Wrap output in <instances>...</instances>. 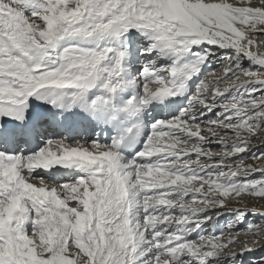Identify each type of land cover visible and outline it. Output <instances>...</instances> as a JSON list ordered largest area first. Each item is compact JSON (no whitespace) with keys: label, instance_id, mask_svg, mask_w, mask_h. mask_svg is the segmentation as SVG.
I'll return each instance as SVG.
<instances>
[{"label":"snow or ice","instance_id":"1","mask_svg":"<svg viewBox=\"0 0 264 264\" xmlns=\"http://www.w3.org/2000/svg\"><path fill=\"white\" fill-rule=\"evenodd\" d=\"M262 49L264 0H0V264H264Z\"/></svg>","mask_w":264,"mask_h":264},{"label":"bare ground","instance_id":"2","mask_svg":"<svg viewBox=\"0 0 264 264\" xmlns=\"http://www.w3.org/2000/svg\"><path fill=\"white\" fill-rule=\"evenodd\" d=\"M262 50H264V49H262Z\"/></svg>","mask_w":264,"mask_h":264},{"label":"rangeland","instance_id":"3","mask_svg":"<svg viewBox=\"0 0 264 264\" xmlns=\"http://www.w3.org/2000/svg\"><path fill=\"white\" fill-rule=\"evenodd\" d=\"M214 67H215V65H214Z\"/></svg>","mask_w":264,"mask_h":264}]
</instances>
